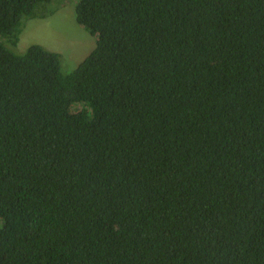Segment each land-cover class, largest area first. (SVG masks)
Here are the masks:
<instances>
[{
    "label": "trees",
    "instance_id": "1",
    "mask_svg": "<svg viewBox=\"0 0 264 264\" xmlns=\"http://www.w3.org/2000/svg\"><path fill=\"white\" fill-rule=\"evenodd\" d=\"M0 0V264H264V0H77L73 70Z\"/></svg>",
    "mask_w": 264,
    "mask_h": 264
},
{
    "label": "rangeland",
    "instance_id": "2",
    "mask_svg": "<svg viewBox=\"0 0 264 264\" xmlns=\"http://www.w3.org/2000/svg\"><path fill=\"white\" fill-rule=\"evenodd\" d=\"M77 0H55L56 12L45 18L25 17L17 45L11 46L16 53H24L35 43L62 54V69L69 72L76 68L95 48L97 36L76 20ZM0 218V228L3 226Z\"/></svg>",
    "mask_w": 264,
    "mask_h": 264
}]
</instances>
